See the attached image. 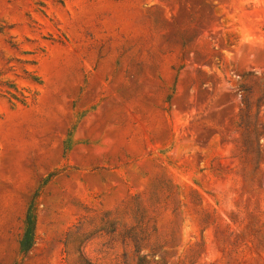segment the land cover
I'll list each match as a JSON object with an SVG mask.
<instances>
[{
  "label": "rangeland",
  "instance_id": "1",
  "mask_svg": "<svg viewBox=\"0 0 264 264\" xmlns=\"http://www.w3.org/2000/svg\"><path fill=\"white\" fill-rule=\"evenodd\" d=\"M0 264H264V0H0Z\"/></svg>",
  "mask_w": 264,
  "mask_h": 264
},
{
  "label": "trees",
  "instance_id": "2",
  "mask_svg": "<svg viewBox=\"0 0 264 264\" xmlns=\"http://www.w3.org/2000/svg\"><path fill=\"white\" fill-rule=\"evenodd\" d=\"M247 141H249V137L246 140V142ZM36 223H37L36 212L34 209H32L26 218L25 232L21 240V248L25 253H28L34 245L35 235H36Z\"/></svg>",
  "mask_w": 264,
  "mask_h": 264
}]
</instances>
